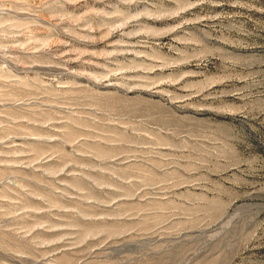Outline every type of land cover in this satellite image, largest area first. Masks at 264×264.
Segmentation results:
<instances>
[{
  "label": "rangeland",
  "instance_id": "rangeland-1",
  "mask_svg": "<svg viewBox=\"0 0 264 264\" xmlns=\"http://www.w3.org/2000/svg\"><path fill=\"white\" fill-rule=\"evenodd\" d=\"M0 264H264V0H0Z\"/></svg>",
  "mask_w": 264,
  "mask_h": 264
}]
</instances>
